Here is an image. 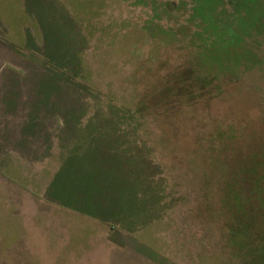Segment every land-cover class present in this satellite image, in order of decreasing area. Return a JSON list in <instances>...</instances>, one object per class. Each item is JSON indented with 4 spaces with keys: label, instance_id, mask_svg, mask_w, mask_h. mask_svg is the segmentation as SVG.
Returning <instances> with one entry per match:
<instances>
[{
    "label": "rangeland",
    "instance_id": "1",
    "mask_svg": "<svg viewBox=\"0 0 264 264\" xmlns=\"http://www.w3.org/2000/svg\"><path fill=\"white\" fill-rule=\"evenodd\" d=\"M0 183L80 264H264V0H0Z\"/></svg>",
    "mask_w": 264,
    "mask_h": 264
},
{
    "label": "crops",
    "instance_id": "2",
    "mask_svg": "<svg viewBox=\"0 0 264 264\" xmlns=\"http://www.w3.org/2000/svg\"><path fill=\"white\" fill-rule=\"evenodd\" d=\"M16 200L0 196V264H80L84 234L69 233L68 216L59 214L52 224L50 215H41L44 223L39 224L35 214L19 212Z\"/></svg>",
    "mask_w": 264,
    "mask_h": 264
}]
</instances>
